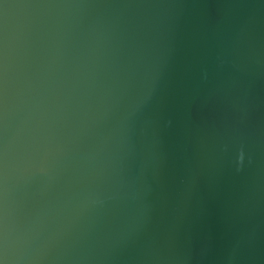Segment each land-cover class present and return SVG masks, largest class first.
I'll return each instance as SVG.
<instances>
[{
    "label": "water",
    "instance_id": "95a60500",
    "mask_svg": "<svg viewBox=\"0 0 264 264\" xmlns=\"http://www.w3.org/2000/svg\"><path fill=\"white\" fill-rule=\"evenodd\" d=\"M0 264H264V0H0Z\"/></svg>",
    "mask_w": 264,
    "mask_h": 264
}]
</instances>
